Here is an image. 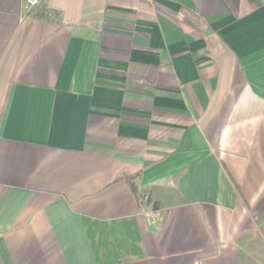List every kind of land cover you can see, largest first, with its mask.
I'll return each instance as SVG.
<instances>
[{
    "label": "crops",
    "instance_id": "0c3cea01",
    "mask_svg": "<svg viewBox=\"0 0 264 264\" xmlns=\"http://www.w3.org/2000/svg\"><path fill=\"white\" fill-rule=\"evenodd\" d=\"M263 225L264 0H0V264L263 263Z\"/></svg>",
    "mask_w": 264,
    "mask_h": 264
},
{
    "label": "rangeland",
    "instance_id": "374dc122",
    "mask_svg": "<svg viewBox=\"0 0 264 264\" xmlns=\"http://www.w3.org/2000/svg\"><path fill=\"white\" fill-rule=\"evenodd\" d=\"M254 236H256L257 242H261L264 245V225H263V227H261L260 231H258ZM255 248H256L257 253L264 254V246L263 247L262 246H255ZM254 259H255V257H254ZM249 264H264V262L261 263V261L257 262L255 260H253L252 263H249Z\"/></svg>",
    "mask_w": 264,
    "mask_h": 264
},
{
    "label": "built area",
    "instance_id": "2783aa9c",
    "mask_svg": "<svg viewBox=\"0 0 264 264\" xmlns=\"http://www.w3.org/2000/svg\"><path fill=\"white\" fill-rule=\"evenodd\" d=\"M25 3L29 6V8L37 7L42 0H24Z\"/></svg>",
    "mask_w": 264,
    "mask_h": 264
}]
</instances>
